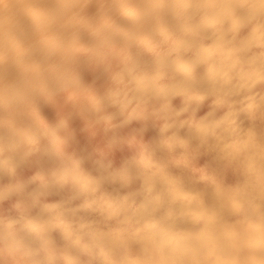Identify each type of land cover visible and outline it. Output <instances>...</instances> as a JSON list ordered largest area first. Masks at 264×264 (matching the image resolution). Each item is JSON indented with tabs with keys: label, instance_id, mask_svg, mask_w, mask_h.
Instances as JSON below:
<instances>
[{
	"label": "clouds",
	"instance_id": "9594fccd",
	"mask_svg": "<svg viewBox=\"0 0 264 264\" xmlns=\"http://www.w3.org/2000/svg\"><path fill=\"white\" fill-rule=\"evenodd\" d=\"M0 264H264V0H0Z\"/></svg>",
	"mask_w": 264,
	"mask_h": 264
},
{
	"label": "bare ground",
	"instance_id": "6f19581e",
	"mask_svg": "<svg viewBox=\"0 0 264 264\" xmlns=\"http://www.w3.org/2000/svg\"><path fill=\"white\" fill-rule=\"evenodd\" d=\"M203 163H204V160H200L199 162H197L196 167L197 168L201 167Z\"/></svg>",
	"mask_w": 264,
	"mask_h": 264
}]
</instances>
